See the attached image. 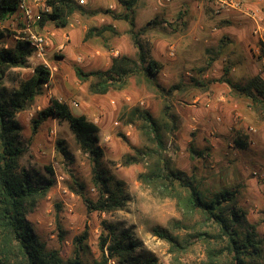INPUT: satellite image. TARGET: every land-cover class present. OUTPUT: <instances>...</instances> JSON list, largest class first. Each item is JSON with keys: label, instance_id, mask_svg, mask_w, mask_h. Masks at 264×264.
Returning <instances> with one entry per match:
<instances>
[{"label": "rangeland", "instance_id": "obj_1", "mask_svg": "<svg viewBox=\"0 0 264 264\" xmlns=\"http://www.w3.org/2000/svg\"><path fill=\"white\" fill-rule=\"evenodd\" d=\"M20 1L18 9L0 21V47H12L16 40L30 43L32 35L43 37L45 44L32 47L26 67L6 70L0 87L6 93L17 90L39 66L50 73L41 94L14 118L23 152L19 167L41 182L54 181L26 212L34 235L46 249L59 251L67 260L75 250V239L86 230L87 259L98 258L100 236L108 233L110 225L135 243L133 256L141 261L150 257L154 264H205L212 249L223 252V257L218 256L222 262L231 260L227 238H213L219 234L215 224L197 211L184 212L177 198L163 197L138 180L139 174H147L161 160L195 181L208 198L225 190L236 194L232 207L244 213L238 231L245 234L252 228L260 241L259 257L246 260L264 264V110H255L249 99L221 81L226 70L227 78L239 86L254 77L264 80L260 48L264 0H138L133 27L104 13L123 14L117 0H74L86 13L72 15L64 29L39 25L45 0ZM106 25L115 33L85 38L88 30ZM133 35L148 57L160 64L159 73L149 82L133 76L122 89L104 95L90 92L95 78L82 82L76 69L104 71L116 56L137 60ZM176 85L182 88L172 89ZM52 99L97 125L103 151L100 168L113 182L124 185L126 203L121 210L87 212L84 200L97 195L92 165L75 144L66 121L48 118L33 132V121ZM141 112L158 125L159 142L149 140ZM58 141H63L67 157L57 151ZM238 142L246 147L238 148ZM138 151L149 156L125 166L126 157H135ZM177 189L185 198L187 193L178 184ZM155 228L176 236L183 248L172 251L168 242L154 236Z\"/></svg>", "mask_w": 264, "mask_h": 264}, {"label": "trees", "instance_id": "obj_2", "mask_svg": "<svg viewBox=\"0 0 264 264\" xmlns=\"http://www.w3.org/2000/svg\"><path fill=\"white\" fill-rule=\"evenodd\" d=\"M137 1L117 0L124 8V13L117 15L109 10L104 13L109 14L113 20H123L133 27L132 15ZM20 2V0H0V21L13 14ZM44 4L47 11L41 13L39 19L41 27L50 23L58 29H64L68 26L72 15L86 13L74 0H45ZM105 32L115 33V30L111 25L90 29L85 38L101 37ZM1 38H3L2 33H0ZM132 38L138 48L137 60L127 56H116L111 59L108 69L104 71L83 73L80 69H76L75 74L82 82L87 81L89 77L95 78V82L89 86L90 92L104 95L109 90L122 89L127 84V80L133 76H142L149 82L159 73L160 64L148 57L134 35ZM260 48L264 56V45L261 44ZM32 51L30 43L25 40H16L12 47H0V86L6 70L26 67ZM227 74L226 70L221 79L222 82L239 96L249 99L255 110L257 108L264 110V80L261 77H254L247 85L239 86L232 83L227 78ZM49 80V71L39 66L17 90L6 93V89L0 87L2 88L0 89V264H109L111 261L117 264H154L155 260L150 257L143 261L134 257L135 243L124 233L116 234L110 225L107 226L108 233L100 236L99 257L93 259H87V254L90 253L86 230L75 239V250L67 260L63 259L59 251L46 249L34 235L26 220V212L46 195L54 185V181L49 178L41 182L29 171L19 167L18 161L23 152L19 145L18 125L14 118L17 113L26 110L41 94L43 86ZM180 88H182L180 85L172 87L174 90ZM48 118L66 121L69 124L75 144L92 165L93 185L97 195L95 199L84 200L87 212L102 213L121 210L126 203L124 185L122 182H113L100 168L103 151L98 145L97 125L84 116L73 115L67 104L52 99L49 106L40 111L38 118L33 121V132ZM140 118L144 121L149 140L157 139L159 142V127L155 121L147 112H141ZM131 121L133 120L130 119ZM237 145L240 149L246 147V143L243 142H238ZM56 148L60 154L67 157L63 141H58ZM146 156H149L147 152L138 151L137 156L126 157L123 164L125 166L137 164ZM46 169L49 175H53L50 168ZM138 180L156 189L163 197L177 198L184 212L189 214L197 211L205 216L219 229V234L213 238H227L226 251L231 256V260L222 262L218 256L223 257V252L219 254L212 249L208 251V261L205 264H259L246 260L255 256L259 257L260 241L255 239L252 228L246 230L245 234L238 231L237 228L241 226L244 213H239L232 207L236 196L234 192L219 191L208 198L195 181L187 179L179 171H172L168 164L161 160H157L147 174H139ZM177 184L187 193L183 199L180 198ZM78 187L82 189L81 185ZM153 234L168 242L172 251L183 248L176 236L160 228H155Z\"/></svg>", "mask_w": 264, "mask_h": 264}, {"label": "built area", "instance_id": "obj_3", "mask_svg": "<svg viewBox=\"0 0 264 264\" xmlns=\"http://www.w3.org/2000/svg\"><path fill=\"white\" fill-rule=\"evenodd\" d=\"M21 8L23 9V6H21ZM47 11V9H46ZM29 15H30V11L28 9L25 10V16L27 18H29ZM30 46L31 47H35V48H41L44 44H45V39L41 36H31V39H30Z\"/></svg>", "mask_w": 264, "mask_h": 264}]
</instances>
